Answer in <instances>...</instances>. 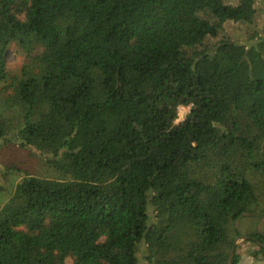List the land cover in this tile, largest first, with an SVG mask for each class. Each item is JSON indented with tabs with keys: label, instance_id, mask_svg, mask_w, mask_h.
I'll return each instance as SVG.
<instances>
[{
	"label": "trees",
	"instance_id": "1",
	"mask_svg": "<svg viewBox=\"0 0 264 264\" xmlns=\"http://www.w3.org/2000/svg\"><path fill=\"white\" fill-rule=\"evenodd\" d=\"M259 1L0 0V144L60 175L0 172V264H140L142 246L149 264H227L264 188Z\"/></svg>",
	"mask_w": 264,
	"mask_h": 264
},
{
	"label": "rangeland",
	"instance_id": "2",
	"mask_svg": "<svg viewBox=\"0 0 264 264\" xmlns=\"http://www.w3.org/2000/svg\"><path fill=\"white\" fill-rule=\"evenodd\" d=\"M231 1V0H229ZM258 9V20L257 23H264V1H259L257 5ZM225 32L229 34L234 39L242 38L244 35V26L241 24H227L225 26ZM6 61L9 66H13L18 62V58L12 52L11 49L6 52ZM188 111V107L179 106L178 108V117L182 119L186 112ZM12 168L13 170L18 168L24 169L28 171L31 175L45 177V178H59V174L53 170L52 168L46 166L41 158H39L36 154H33L32 151L27 150L26 148H22L18 145H5L0 144V172L4 170V168ZM4 176H6L4 174ZM8 184L14 186L16 183L20 181L19 174H10L8 175ZM3 179V178H2ZM261 180L258 182L260 183ZM0 186L3 189L7 187V182L0 179ZM11 186V187H12ZM13 189V188H12ZM260 207H258L256 213H247L242 216V218L237 222V227L240 235H247L252 231H264V188L260 186ZM259 213V214H258ZM160 220L161 224H166L164 222V217L161 216ZM174 233V232H173ZM172 235V232L170 233ZM236 236V237H237ZM235 237V238H236ZM234 238V239H235ZM195 240L191 229L183 230L182 235L178 238L179 243L175 247V251H170V253H166V256L170 258L172 261H178L179 257L176 256L179 254V250L181 253H185L189 244ZM245 239L238 238L236 244L242 243ZM245 243H242V245ZM179 246V247H178ZM146 246L141 247V256L142 259L140 264H149L145 259L144 253L146 252ZM250 249L249 245H243L240 249L241 254V264H264V257L257 255L256 258L254 256H250L248 250ZM149 254H151L149 252ZM152 260L153 264H157L164 256L161 253H156L152 251ZM182 255V254H181ZM144 256V257H143ZM66 264H71V260L67 259ZM185 264V262L179 263Z\"/></svg>",
	"mask_w": 264,
	"mask_h": 264
},
{
	"label": "water",
	"instance_id": "3",
	"mask_svg": "<svg viewBox=\"0 0 264 264\" xmlns=\"http://www.w3.org/2000/svg\"><path fill=\"white\" fill-rule=\"evenodd\" d=\"M238 238H240V239H249V238H251V237L248 236V235H240V236H237V237L233 240V243H232L231 249H230V251H229V256H228V259H227V264H231V259H232V257H233V253H234V249H235L236 241H237Z\"/></svg>",
	"mask_w": 264,
	"mask_h": 264
}]
</instances>
